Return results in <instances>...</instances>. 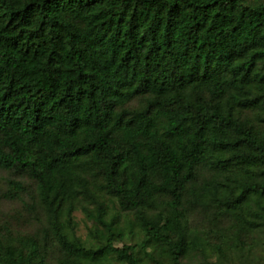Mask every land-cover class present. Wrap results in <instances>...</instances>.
I'll return each instance as SVG.
<instances>
[{"label":"trees","instance_id":"16d2710c","mask_svg":"<svg viewBox=\"0 0 264 264\" xmlns=\"http://www.w3.org/2000/svg\"><path fill=\"white\" fill-rule=\"evenodd\" d=\"M259 61L263 4L0 0V168L35 182L48 223L41 237L13 238L0 225V264H49L50 235L66 260L86 251L138 264L137 244L115 245L112 224L105 243L89 251L67 234L62 204L79 193L92 198L90 188L125 210L153 208L167 196L162 220L139 221L172 264H184L181 204L199 165L215 174L264 166V138L213 101ZM8 182L11 198L24 190ZM254 192L264 183H240L218 199L230 211Z\"/></svg>","mask_w":264,"mask_h":264},{"label":"rangeland","instance_id":"374dc122","mask_svg":"<svg viewBox=\"0 0 264 264\" xmlns=\"http://www.w3.org/2000/svg\"><path fill=\"white\" fill-rule=\"evenodd\" d=\"M249 5L263 4L264 0H246ZM264 62L251 67L245 80L230 85L225 96L214 99L222 108L231 110L244 124L252 126L264 138ZM244 81V82H243ZM197 96L211 98L206 91ZM246 98L248 104H241ZM134 98L128 106L138 103ZM19 180L24 190L18 196H8L11 186L8 180ZM257 181L264 183V166L245 165L229 170H214L199 165L196 175L187 184L181 204V223L184 230L186 250L182 256L184 264H264V192L251 193L238 207L224 210L218 198L229 189H239L240 183ZM211 186L206 189L205 183ZM225 184L227 187H225ZM93 197L79 193L72 202L62 204L64 211L59 220L65 223L70 238L80 241L86 250L105 243L106 226H115L114 244H137L135 251L138 264H172L163 243L148 238L139 218L162 220L167 215V196L153 208L122 209L117 201L103 189L90 188ZM70 207V210H67ZM68 213H67V212ZM100 215V217L98 216ZM67 221V222H66ZM47 215L37 202L35 182L25 174L0 168V225L6 226L13 238L43 234L47 226ZM49 264H125L112 254L107 258H94L90 254L66 260V256L50 235L47 247Z\"/></svg>","mask_w":264,"mask_h":264}]
</instances>
